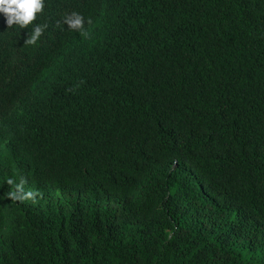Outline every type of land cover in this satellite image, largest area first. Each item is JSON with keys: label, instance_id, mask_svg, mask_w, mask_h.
I'll use <instances>...</instances> for the list:
<instances>
[{"label": "trees", "instance_id": "obj_1", "mask_svg": "<svg viewBox=\"0 0 264 264\" xmlns=\"http://www.w3.org/2000/svg\"><path fill=\"white\" fill-rule=\"evenodd\" d=\"M42 2L0 14V264H264V0Z\"/></svg>", "mask_w": 264, "mask_h": 264}, {"label": "clouds", "instance_id": "obj_2", "mask_svg": "<svg viewBox=\"0 0 264 264\" xmlns=\"http://www.w3.org/2000/svg\"><path fill=\"white\" fill-rule=\"evenodd\" d=\"M42 7V0H0V14H3L6 26H12L14 23L21 27L28 25ZM69 23L72 26H78L80 20L77 17ZM40 31V26H35L33 39L39 35Z\"/></svg>", "mask_w": 264, "mask_h": 264}, {"label": "rangeland", "instance_id": "obj_3", "mask_svg": "<svg viewBox=\"0 0 264 264\" xmlns=\"http://www.w3.org/2000/svg\"><path fill=\"white\" fill-rule=\"evenodd\" d=\"M5 173V170L0 169V176H2Z\"/></svg>", "mask_w": 264, "mask_h": 264}]
</instances>
